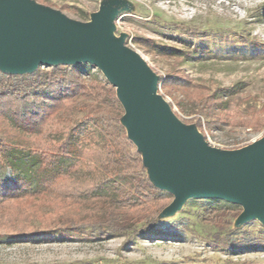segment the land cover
I'll use <instances>...</instances> for the list:
<instances>
[{"label":"rangeland","instance_id":"374dc122","mask_svg":"<svg viewBox=\"0 0 264 264\" xmlns=\"http://www.w3.org/2000/svg\"><path fill=\"white\" fill-rule=\"evenodd\" d=\"M103 1L31 0L77 22L105 14ZM121 1L126 7H118L110 17L112 34L159 78L156 92L175 117L195 125L208 146L219 150L234 151L264 139V0ZM184 28H193L195 34L184 33ZM150 42L181 54H159ZM88 69L98 72L92 65ZM164 77L183 81V86L162 87ZM226 87H232L233 94L213 111L217 121L207 126L200 119L198 127L200 99ZM81 114L61 113L71 118ZM3 163L0 158V176L13 177ZM22 166L27 173L29 167ZM205 199L188 198L158 218L153 229L132 239L37 231L55 208L24 200L8 211L34 209L40 219L23 226L32 231L0 237V264H264V222L253 217L240 223L238 215L225 216L218 221L224 227L217 229L203 219L210 217ZM227 235L238 241L227 244Z\"/></svg>","mask_w":264,"mask_h":264},{"label":"trees","instance_id":"16d2710c","mask_svg":"<svg viewBox=\"0 0 264 264\" xmlns=\"http://www.w3.org/2000/svg\"><path fill=\"white\" fill-rule=\"evenodd\" d=\"M192 29L183 32L195 34ZM149 47L159 54H181L153 42ZM43 65L30 73L0 71V158L14 178L0 184V237L32 231L23 226L40 219L34 209L8 211L24 200L55 208L37 231L96 237L122 234L132 239L153 229L171 194L149 180L141 154L120 122L124 111L114 86L100 70L89 72L87 62ZM180 82L164 77L161 86L179 90ZM232 91V87L217 89L200 99L203 105L196 125L201 128L200 119L207 126L217 121L213 111ZM74 112L82 114L61 115ZM22 165L29 167L27 173ZM205 200L210 217L203 219L217 229L224 227L218 222L221 218H235L241 212L236 203ZM225 237L227 244L238 241Z\"/></svg>","mask_w":264,"mask_h":264},{"label":"water","instance_id":"95a60500","mask_svg":"<svg viewBox=\"0 0 264 264\" xmlns=\"http://www.w3.org/2000/svg\"><path fill=\"white\" fill-rule=\"evenodd\" d=\"M120 6L121 0L103 1L105 14L77 22L31 0H0V71L21 74L43 64H91L114 86L124 111L120 122L149 180L173 196L159 218L188 198H218L240 205V223L253 217L264 222V139L219 150L208 146L195 125L175 117L156 92L159 78L112 34L110 17Z\"/></svg>","mask_w":264,"mask_h":264},{"label":"snow or ice","instance_id":"6c2138e0","mask_svg":"<svg viewBox=\"0 0 264 264\" xmlns=\"http://www.w3.org/2000/svg\"><path fill=\"white\" fill-rule=\"evenodd\" d=\"M14 178L11 176H0V184L12 183Z\"/></svg>","mask_w":264,"mask_h":264}]
</instances>
